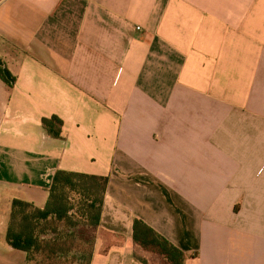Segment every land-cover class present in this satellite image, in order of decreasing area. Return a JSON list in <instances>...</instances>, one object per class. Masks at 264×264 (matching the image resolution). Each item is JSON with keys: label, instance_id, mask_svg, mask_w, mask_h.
I'll use <instances>...</instances> for the list:
<instances>
[{"label": "crops", "instance_id": "1", "mask_svg": "<svg viewBox=\"0 0 264 264\" xmlns=\"http://www.w3.org/2000/svg\"><path fill=\"white\" fill-rule=\"evenodd\" d=\"M0 59V264L58 169L109 176L90 264H141L133 218L186 264H264V0H0Z\"/></svg>", "mask_w": 264, "mask_h": 264}, {"label": "trees", "instance_id": "2", "mask_svg": "<svg viewBox=\"0 0 264 264\" xmlns=\"http://www.w3.org/2000/svg\"><path fill=\"white\" fill-rule=\"evenodd\" d=\"M12 78L0 66V79L11 85ZM41 125L50 136H61L57 116L43 117ZM108 181L107 174L56 170L42 207L10 200L5 242L24 253L23 264H90ZM132 242L141 264H152L141 251L161 264H186L193 258L139 218L132 220Z\"/></svg>", "mask_w": 264, "mask_h": 264}, {"label": "rangeland", "instance_id": "3", "mask_svg": "<svg viewBox=\"0 0 264 264\" xmlns=\"http://www.w3.org/2000/svg\"><path fill=\"white\" fill-rule=\"evenodd\" d=\"M140 255L145 256L146 258H148L149 260H152V264H161L159 261L155 260L153 256H151V254L145 253V252H139Z\"/></svg>", "mask_w": 264, "mask_h": 264}, {"label": "water", "instance_id": "4", "mask_svg": "<svg viewBox=\"0 0 264 264\" xmlns=\"http://www.w3.org/2000/svg\"><path fill=\"white\" fill-rule=\"evenodd\" d=\"M0 66H2V69H3L4 73L6 74V68L3 66L1 59H0Z\"/></svg>", "mask_w": 264, "mask_h": 264}, {"label": "built area", "instance_id": "5", "mask_svg": "<svg viewBox=\"0 0 264 264\" xmlns=\"http://www.w3.org/2000/svg\"><path fill=\"white\" fill-rule=\"evenodd\" d=\"M137 29H139V27H137Z\"/></svg>", "mask_w": 264, "mask_h": 264}]
</instances>
